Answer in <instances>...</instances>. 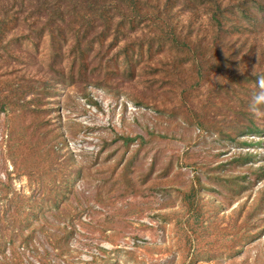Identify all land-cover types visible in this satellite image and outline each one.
<instances>
[{"label": "rangeland", "instance_id": "374dc122", "mask_svg": "<svg viewBox=\"0 0 264 264\" xmlns=\"http://www.w3.org/2000/svg\"><path fill=\"white\" fill-rule=\"evenodd\" d=\"M40 2L0 0V264H264V0H110L75 63Z\"/></svg>", "mask_w": 264, "mask_h": 264}, {"label": "trees", "instance_id": "16d2710c", "mask_svg": "<svg viewBox=\"0 0 264 264\" xmlns=\"http://www.w3.org/2000/svg\"><path fill=\"white\" fill-rule=\"evenodd\" d=\"M166 1L171 2V0H166ZM188 1H191L192 3L194 2L199 3L202 2L203 0H188ZM62 3L64 4L63 7L66 9V11L64 12L69 13V15H71L69 19H62L60 17L56 18L58 14L62 16V13L64 12L56 11V9L55 8L52 9L50 5L45 6L44 0H41L40 2L41 8H43V11L47 13L45 22L43 23L46 25H51L55 23V19H59L60 21H64L68 24H72V23L74 24V29L68 32L71 33V37L74 40V48L72 50L73 57L71 60L73 63H75L76 60L79 59L82 56V53L84 52L83 50L84 47H82L83 46L82 44L90 45V42L93 43L94 40L97 39L102 40L110 32V23H111L110 0H82V2L80 3L75 2L73 0L72 5L69 7H66L65 0H59L56 6L60 7L62 6ZM184 8H187L188 10H192L193 5L190 2H187ZM26 10H27V15L31 16L30 13H33L32 9L28 7L26 8ZM57 25L58 24L55 23L54 25H52L51 28L49 27V29L54 30L58 27ZM191 31L192 29L189 30L188 27L184 29L170 28L167 31H164V33H161L159 35L163 39H168L172 46L175 45L178 49H180L179 47L180 45L178 44H181V46L183 45V48L188 50L186 46L187 43L189 42L186 41V37L189 35L191 36ZM55 56L56 57L58 56V53H56V51L54 52V58ZM80 65H83V63H81ZM56 68L58 67L52 66L51 69L56 71V74L63 75L64 72H62L61 69H56ZM252 78H256V76H253ZM250 124L251 126L248 127V130L251 132H258L259 129H257V125H254L253 123Z\"/></svg>", "mask_w": 264, "mask_h": 264}, {"label": "clouds", "instance_id": "9594fccd", "mask_svg": "<svg viewBox=\"0 0 264 264\" xmlns=\"http://www.w3.org/2000/svg\"><path fill=\"white\" fill-rule=\"evenodd\" d=\"M252 75L256 76V90L249 100V111L256 119H264V73L257 74L253 68Z\"/></svg>", "mask_w": 264, "mask_h": 264}]
</instances>
